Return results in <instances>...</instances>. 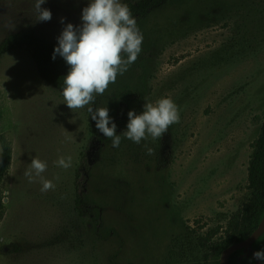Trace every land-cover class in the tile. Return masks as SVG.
<instances>
[{
  "label": "rangeland",
  "instance_id": "1",
  "mask_svg": "<svg viewBox=\"0 0 264 264\" xmlns=\"http://www.w3.org/2000/svg\"><path fill=\"white\" fill-rule=\"evenodd\" d=\"M35 2L0 0V42L31 27L58 46L68 23L82 25L90 0H46V22L37 21ZM141 30L150 51L142 64L145 103L170 97L180 108V122L169 127L175 145L167 168L158 165L151 137L136 144L121 135L117 148L95 138L92 145L91 104L70 110L29 52L0 61V134L13 151L2 184L0 264H206L195 237L212 229L223 237L248 203L249 163L264 122V0H171ZM138 60L104 94L135 89ZM144 104L102 107L120 135L128 112L140 114ZM90 145L96 159L86 188L105 209L101 236L75 209L77 173ZM62 155L72 156L67 170L54 164ZM35 156L47 162L43 176L54 190L41 192L39 179L24 175Z\"/></svg>",
  "mask_w": 264,
  "mask_h": 264
},
{
  "label": "clouds",
  "instance_id": "2",
  "mask_svg": "<svg viewBox=\"0 0 264 264\" xmlns=\"http://www.w3.org/2000/svg\"><path fill=\"white\" fill-rule=\"evenodd\" d=\"M45 2H35L39 22L52 18L50 10L41 8ZM81 20L79 27L71 23L64 27L52 56L53 60L57 55L62 57L69 66L63 78L62 95L64 104L73 112L93 104L97 96L103 95L109 85L116 82L117 76L123 75L137 60L143 43V34L136 19L121 0H90L82 10ZM87 111L96 128L104 137L111 139L114 148L120 146L121 135L140 144L148 137L153 140L162 137L171 125L180 122V108L170 97L145 103L140 114L129 111L126 131L120 135L116 134L117 125L109 116L107 107H87ZM145 148L148 155L154 153L147 145ZM54 164L67 170L72 166V156L62 155ZM47 167L46 161L35 156L24 173L30 183L39 179L41 192L55 189V184L43 176ZM252 259L264 261V249L254 251Z\"/></svg>",
  "mask_w": 264,
  "mask_h": 264
},
{
  "label": "trees",
  "instance_id": "3",
  "mask_svg": "<svg viewBox=\"0 0 264 264\" xmlns=\"http://www.w3.org/2000/svg\"><path fill=\"white\" fill-rule=\"evenodd\" d=\"M171 0H123L130 8L133 17L137 21V26L141 33V22L152 13L164 8ZM5 15V14H4ZM143 34V33H142ZM56 44L40 36L31 27H25L18 32H11L0 42V61L10 53L24 50L29 52L34 60L38 75L42 80L53 86L62 94L63 78L69 71V66L62 57L56 56L52 59ZM149 52L144 42L138 60V86L113 93L97 96L95 102L91 104L93 109L102 107L105 103H118L122 106H129L130 103L144 104L148 95L146 73L143 70V62L147 60ZM2 110L0 109V117ZM91 119V116H90ZM91 124L95 130V138L105 140L103 134L96 128L95 121L91 119ZM174 140L171 129L160 138L156 139L157 163L162 168H167L174 158ZM0 219L3 217L5 207L3 205L2 184L10 169L13 151L10 142L5 135L0 134ZM92 149V146L88 148ZM93 149L86 154L80 163L76 181L75 209L82 218H89L96 229V234L101 236L105 230L104 214L105 209L99 204L90 200L86 185L90 183L95 156L92 157ZM96 159V158H95ZM248 189L250 199L244 208L235 213L227 223L225 233L218 236V230H211L206 235L195 237L197 246L206 252L204 257L206 264H217L219 256L235 243L248 239L259 227L264 218V122L258 138L253 143V154L248 169ZM190 231H192L190 229ZM113 234V232H111ZM110 234V235H111ZM193 238L194 236L190 234ZM219 237V238H218ZM264 249V234L252 245V253ZM242 253L235 252L231 255L229 264L246 263V258H241Z\"/></svg>",
  "mask_w": 264,
  "mask_h": 264
},
{
  "label": "water",
  "instance_id": "4",
  "mask_svg": "<svg viewBox=\"0 0 264 264\" xmlns=\"http://www.w3.org/2000/svg\"><path fill=\"white\" fill-rule=\"evenodd\" d=\"M264 233V218L257 228V230L245 241L236 243L228 247L222 254L220 264H229L230 257L233 253L245 249V254L249 255L252 245L263 235Z\"/></svg>",
  "mask_w": 264,
  "mask_h": 264
},
{
  "label": "flooded vegetation",
  "instance_id": "5",
  "mask_svg": "<svg viewBox=\"0 0 264 264\" xmlns=\"http://www.w3.org/2000/svg\"><path fill=\"white\" fill-rule=\"evenodd\" d=\"M264 234V233H263ZM236 244V243H235ZM234 245V244H233ZM245 249H242V250H239L237 252H240L242 253V257L241 258H246L248 260V262L246 263H242V262H239L238 264H253L252 262L254 261V264H264V261H260V260H255V259H252V247H251V250H250V253L249 255H246L245 254ZM223 254V253H222Z\"/></svg>",
  "mask_w": 264,
  "mask_h": 264
}]
</instances>
